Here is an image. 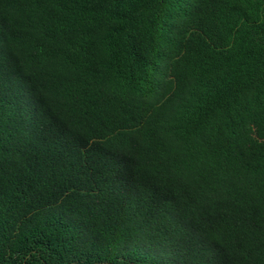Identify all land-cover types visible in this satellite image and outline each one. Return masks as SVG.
<instances>
[{"label":"trees","instance_id":"1","mask_svg":"<svg viewBox=\"0 0 264 264\" xmlns=\"http://www.w3.org/2000/svg\"><path fill=\"white\" fill-rule=\"evenodd\" d=\"M0 264H264V0H0Z\"/></svg>","mask_w":264,"mask_h":264}]
</instances>
